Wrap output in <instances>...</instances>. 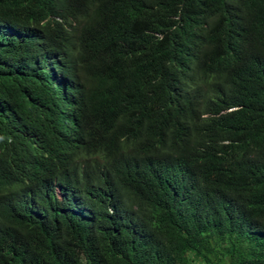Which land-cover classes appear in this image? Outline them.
I'll list each match as a JSON object with an SVG mask.
<instances>
[{
	"label": "trees",
	"instance_id": "1",
	"mask_svg": "<svg viewBox=\"0 0 264 264\" xmlns=\"http://www.w3.org/2000/svg\"><path fill=\"white\" fill-rule=\"evenodd\" d=\"M0 264H264V0H0Z\"/></svg>",
	"mask_w": 264,
	"mask_h": 264
},
{
	"label": "clouds",
	"instance_id": "2",
	"mask_svg": "<svg viewBox=\"0 0 264 264\" xmlns=\"http://www.w3.org/2000/svg\"><path fill=\"white\" fill-rule=\"evenodd\" d=\"M61 14V12L59 11V9H57V15L56 16H47L46 14L42 15L41 10H38V12L32 17L34 19V21L37 24H40L42 26H44L45 30L47 32H49L51 34V36L54 34L55 30L57 29L59 23L62 22L63 20V15L59 16ZM74 24H72V27L70 28L69 26L66 27L67 31L65 32L64 36L62 37V39L60 40L61 43L66 44L67 46L71 44V42L74 40ZM52 62H54L55 64H57V59L55 58L54 60H52ZM198 61H194V65H197ZM186 69H181L180 72L185 71ZM81 71V70H79ZM77 72V70H76ZM59 76V75H58ZM71 77L73 78H80L82 77L81 72H77V74L71 75ZM67 82V80H66ZM82 94L85 93V88L81 91ZM81 100L78 103V107L80 109L85 108V104H84V100L82 98H80ZM41 105L39 107L41 113L37 118H40L41 121L38 122V124L42 123L44 121V117H46V111H47V104H45L44 101L40 102ZM47 103V102H46ZM81 112H78V115H80ZM72 122H76L74 118L71 119ZM41 131L44 133H48L49 137L47 139H45L44 141L48 143V145L43 144L37 148V150H43V149H49L50 152L52 153V147H53V139L54 137H52L53 134V126L47 121V122H43L42 126H41ZM47 158V155L44 156V159ZM85 158L86 157H80L78 158L80 160V162L85 163ZM2 187L5 189L6 187V183H4L2 185Z\"/></svg>",
	"mask_w": 264,
	"mask_h": 264
}]
</instances>
